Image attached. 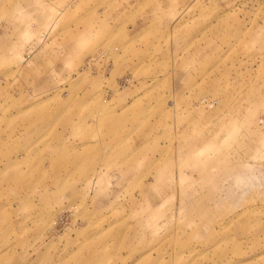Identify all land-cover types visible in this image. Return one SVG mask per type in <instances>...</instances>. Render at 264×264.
I'll list each match as a JSON object with an SVG mask.
<instances>
[{
	"label": "rangeland",
	"instance_id": "obj_1",
	"mask_svg": "<svg viewBox=\"0 0 264 264\" xmlns=\"http://www.w3.org/2000/svg\"><path fill=\"white\" fill-rule=\"evenodd\" d=\"M0 264H264V0H0Z\"/></svg>",
	"mask_w": 264,
	"mask_h": 264
}]
</instances>
